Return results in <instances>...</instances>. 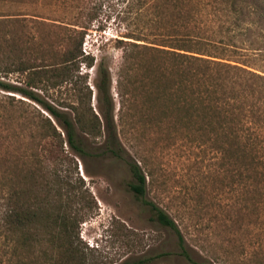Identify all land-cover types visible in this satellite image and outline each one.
<instances>
[{"label": "trees", "instance_id": "trees-1", "mask_svg": "<svg viewBox=\"0 0 264 264\" xmlns=\"http://www.w3.org/2000/svg\"><path fill=\"white\" fill-rule=\"evenodd\" d=\"M109 8L122 53L117 112L108 68L100 62L90 84L95 59L83 51L101 4L60 21L50 55L27 54L19 38L0 40V150L9 154L0 264H91L79 244L86 215L56 169L64 153L123 165L126 190L176 238L177 252L157 257L209 264L195 258L177 221L145 200L148 174L135 154L149 135L217 151L231 165L236 206L264 222V0H116ZM246 257L264 264V251Z\"/></svg>", "mask_w": 264, "mask_h": 264}, {"label": "rangeland", "instance_id": "rangeland-1", "mask_svg": "<svg viewBox=\"0 0 264 264\" xmlns=\"http://www.w3.org/2000/svg\"><path fill=\"white\" fill-rule=\"evenodd\" d=\"M114 2L0 0V19H6L0 26V40L19 38L27 54L50 55L62 35L57 28L60 21L72 23L79 8L101 4L98 20L85 35L83 51L95 59L94 68L89 70L90 84L100 62L108 68L117 112L116 79L122 53L114 41V16L107 19ZM100 20L104 25H99ZM41 43L44 48L37 50L36 45ZM136 143L139 152L135 157L145 163L141 166L148 174L145 200L157 204L177 221L196 259L209 264H248V253L253 249L264 251L263 217L256 219L239 210L243 204L236 206L231 165L228 162L222 166L217 151L208 145L196 147L185 140L154 135L138 138ZM8 155L1 148L0 174L8 167ZM62 156L67 158L56 169L68 179L75 209L86 215L78 227L79 244L88 252L91 264L143 258H153L146 264H189L175 256L157 257L165 252L176 253V238L154 221L148 205L126 190L129 175L123 165L108 160H87L83 164L72 154ZM4 181L0 176V183Z\"/></svg>", "mask_w": 264, "mask_h": 264}]
</instances>
